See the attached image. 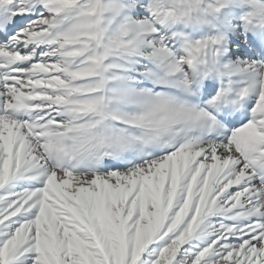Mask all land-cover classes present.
Wrapping results in <instances>:
<instances>
[{
    "label": "snow or ice",
    "instance_id": "obj_1",
    "mask_svg": "<svg viewBox=\"0 0 264 264\" xmlns=\"http://www.w3.org/2000/svg\"><path fill=\"white\" fill-rule=\"evenodd\" d=\"M0 264H264V0H0Z\"/></svg>",
    "mask_w": 264,
    "mask_h": 264
}]
</instances>
